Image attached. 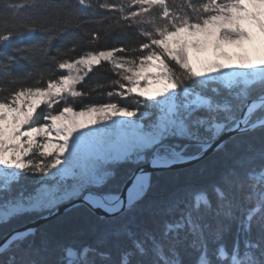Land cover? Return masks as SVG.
I'll list each match as a JSON object with an SVG mask.
<instances>
[{
  "label": "snow or ice",
  "instance_id": "1",
  "mask_svg": "<svg viewBox=\"0 0 264 264\" xmlns=\"http://www.w3.org/2000/svg\"><path fill=\"white\" fill-rule=\"evenodd\" d=\"M9 7H50L58 15L61 6L31 0ZM97 10L119 12L117 26L135 27L144 40L52 57L63 74L43 84H26L9 70L14 58H0V170H14L0 171V224L35 210L51 212L55 197L11 189V181L29 173L71 175L76 184L66 197L79 194L106 214L128 216L149 189L150 175L140 168L124 188H106L113 175L108 159L135 157L154 168L196 160L227 131L259 129L261 147L237 157L209 184L151 209L150 222L129 217L95 244L63 245L54 261L25 258L28 233L17 231L0 243V264H264V0H183L179 7L169 0H77L76 11ZM21 27L0 32V47L37 25ZM104 63L117 77L106 95L131 97L134 109L109 100L76 110L69 102L95 90L77 85ZM42 106L47 110L38 112ZM148 108L158 115L145 125L113 119L145 115ZM121 134L126 146L113 152L107 141Z\"/></svg>",
  "mask_w": 264,
  "mask_h": 264
},
{
  "label": "trees",
  "instance_id": "2",
  "mask_svg": "<svg viewBox=\"0 0 264 264\" xmlns=\"http://www.w3.org/2000/svg\"><path fill=\"white\" fill-rule=\"evenodd\" d=\"M28 2L31 0H0V32L6 29L24 31L25 28L21 27V24L30 26L35 23L37 25L35 32L22 38H14L9 41L8 46L0 47V58L13 57L9 70L13 75L24 77L26 84H35L36 81H41L43 84L50 76L63 74L56 68V62L52 57L61 60L78 56L84 51L113 46L131 48L144 40L143 37L138 36L135 27L117 26L119 12L97 10L94 15L92 11H76L77 0H35V3L40 5L59 4L61 7L58 15L50 7L48 11L40 7L25 8L19 12L9 7ZM182 4L183 0H169L170 7H179ZM119 23L126 24L124 20H119ZM96 35L99 39L95 38ZM73 47L74 51H69ZM17 49H23V51H16ZM128 55H139V53L129 52ZM108 67L107 63H104L101 67L94 68L93 73H90L85 81L77 86V89L82 91L95 90L87 96L77 97L74 100L69 98V102L76 110L85 104L105 103L109 100L127 104L130 109L135 108L131 97L124 99L106 95L114 87L109 81L117 78L112 72L107 71ZM98 83L103 84L104 87L96 88ZM57 107H63V102ZM142 110H144L143 107ZM261 137L262 132L259 129L243 132L229 139L223 145V150H217L192 166L152 173L149 189L140 204L128 216L100 218L84 205L70 209L43 224L34 233L27 235L22 245L25 258L54 261L58 258L63 245L95 244L101 233L126 223L129 217H134L137 222H150L151 209L162 208L173 196L182 195L188 188L209 184L237 157L248 151H258L261 147ZM106 167L113 173L106 188L117 189L123 187L138 164L124 161L109 164ZM27 187L26 181L22 179L11 183L12 190L24 192ZM42 215V212L31 211L9 218L7 223L0 224V240L13 230L27 225ZM232 239V234L225 237L229 244Z\"/></svg>",
  "mask_w": 264,
  "mask_h": 264
},
{
  "label": "rangeland",
  "instance_id": "3",
  "mask_svg": "<svg viewBox=\"0 0 264 264\" xmlns=\"http://www.w3.org/2000/svg\"><path fill=\"white\" fill-rule=\"evenodd\" d=\"M176 67L177 73H179L181 70L179 69L178 66ZM63 73V70H61ZM78 86V85H77ZM134 95V94H133ZM57 107V106H56ZM47 109L42 106L41 109H38L39 111H46ZM144 111V110H142ZM147 114L141 115V112H137V115L135 117L131 118H126V117H114L113 119L120 121V120H127L131 119L138 125H145L149 122L150 118H155V115H158V109H152L148 108L146 110ZM87 119L86 117H79L78 120L83 121ZM106 123L111 124V121H107ZM91 127H101V125H92ZM82 131H89V128L82 129ZM222 134V133H221ZM220 134V135H221ZM107 147H109L113 152L118 151L122 148H124L125 145V140L122 138V134L120 136H113L111 140L107 141L106 144ZM67 155V153H65ZM124 161H130L135 164H138V166L144 165L145 163L137 162L135 157H132L131 159H124V158H111L108 159L105 162V166L113 163H120ZM0 171H14V170H0ZM52 171H55L53 169ZM23 181H26V184L28 185L27 189L23 192L25 195H31V196H41V197H48L52 196L55 197V203L52 206L53 211L55 208L58 206L71 202L75 199H78L82 197L81 195H70V196H65L64 193L65 191L71 192L72 186H75L76 180L73 176L69 175L66 177H59L57 176L55 179H53L51 176H42L39 173H29L26 176L22 178ZM17 181V180H16ZM14 181H11L12 183ZM36 212H42L43 215L50 213L49 211L46 210H35ZM42 215V216H43Z\"/></svg>",
  "mask_w": 264,
  "mask_h": 264
},
{
  "label": "water",
  "instance_id": "4",
  "mask_svg": "<svg viewBox=\"0 0 264 264\" xmlns=\"http://www.w3.org/2000/svg\"><path fill=\"white\" fill-rule=\"evenodd\" d=\"M243 132H238V131H227V132H223L218 139L213 143L212 147L209 148L199 159L196 160H188V161H181V162H177L175 164H170V165H165V166H161L158 168H154L152 167L150 164H144L141 166H138L134 172H139L140 168H143L149 175H151L154 172L157 171H162V170H179V169H183L189 166H192L198 162H200L201 160L205 159L207 156L211 155L212 153L216 152L218 149L216 147L217 144H222L224 145L229 139L233 138L234 136L241 134ZM128 181V180H127ZM125 187V184L123 185L122 188ZM78 205H84L86 206L88 209H90L94 214H96L98 217L100 218H111L113 217L112 215L106 214L102 209H97L92 207L91 205L87 204L83 197H80L78 199H75L71 202L62 204L60 206H58L57 208H55L53 211H51L48 214H45L37 219H35L34 221L28 223L25 226H22L20 228H17L15 230H13L12 232H10L9 234H7L6 236H4L1 240L0 243H2L7 237L12 236L15 232L17 231H22V232H27L28 235L34 233L39 227H41L43 224L55 219L56 217L62 215L63 213L69 211L70 209L78 206ZM28 230H31L30 232ZM0 251H2V249H0Z\"/></svg>",
  "mask_w": 264,
  "mask_h": 264
}]
</instances>
